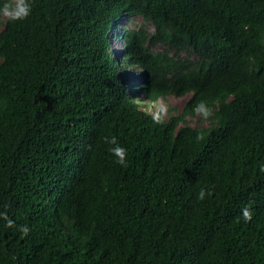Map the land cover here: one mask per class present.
Masks as SVG:
<instances>
[{"label":"trees","instance_id":"16d2710c","mask_svg":"<svg viewBox=\"0 0 264 264\" xmlns=\"http://www.w3.org/2000/svg\"><path fill=\"white\" fill-rule=\"evenodd\" d=\"M30 3L0 28V264H264V0ZM124 15L151 28L115 54ZM133 65L145 98L189 92L180 111L154 123Z\"/></svg>","mask_w":264,"mask_h":264},{"label":"clouds","instance_id":"9594fccd","mask_svg":"<svg viewBox=\"0 0 264 264\" xmlns=\"http://www.w3.org/2000/svg\"><path fill=\"white\" fill-rule=\"evenodd\" d=\"M31 10H32V4L30 3V0H0V17H3L7 21L15 22V21H19V20H24L31 14ZM122 29H124V28H121L119 30V32H118L119 35L117 34L119 37V47L111 45L112 50H114L113 47L116 48V50H114L116 54L123 47V37L121 34ZM133 66H136V65H133ZM136 67H138V66H136ZM137 70H139V67ZM136 71H135V73H136ZM138 76L139 75L137 73L134 74L132 77L133 78L132 80H136L138 78ZM129 80H130V84H129L130 93L132 94V98L138 103V105H139V101H138V99H136V97L138 98L140 96L141 98L149 99V98L143 97L140 94H137L132 88L136 84V82L134 85H132L131 78ZM133 94H134V96H133ZM164 111H165V109L163 107H161L159 109V111L152 113V120L154 123H157V124L163 123L162 114ZM193 111L205 119H207L209 116L212 115V110L203 101L197 103L194 106ZM203 138H204L203 133L197 134L196 139L198 141L203 139ZM105 143L112 145V147L109 148V152L115 158L114 162L121 165V166L127 167V151L124 147L119 145L117 138L115 136L105 137ZM261 171H264V165L261 166ZM206 195L211 196L212 191L209 189L201 188L197 194V199L203 200V199H205ZM252 216H253V210H252V204L250 202L248 205L244 206L241 209V217L238 218V222H239L240 218H242L244 220V222H246V223L250 222L252 220ZM0 218H2L4 221H6V227L11 228L14 226V221L9 219L5 212H0ZM20 232L22 235H27V233L29 232L28 226L27 225L20 226Z\"/></svg>","mask_w":264,"mask_h":264},{"label":"rangeland","instance_id":"374dc122","mask_svg":"<svg viewBox=\"0 0 264 264\" xmlns=\"http://www.w3.org/2000/svg\"><path fill=\"white\" fill-rule=\"evenodd\" d=\"M4 18L0 17V28L3 26ZM143 23L147 28H151L150 22H145L142 20L140 15H124L118 19L117 24L111 25L110 30L108 31V35L110 37V43L113 46L119 47V37L115 36L113 33H118L121 28H127V27H135L140 23ZM148 46L152 49H160L162 48L160 44H150L148 43ZM114 50H116L115 47H113ZM116 54V53H115ZM113 54V55H115ZM181 54L188 55V57H195L194 54H187L185 52H181ZM138 69L136 66H129L127 68H121L119 71H123L124 74H127L129 79L131 78L132 85L135 84V80H132L133 75L136 74L135 71ZM137 76V75H136ZM135 77V76H134ZM189 92L176 95V94H163V95H155L154 97H151L150 99H144L140 96L136 99L139 101V106L144 109L145 111H148L150 113H154L159 111L161 107L165 109L162 116L167 117L169 112L168 109H170V113H177L182 108L184 102L189 97ZM134 96V94H133ZM186 122L190 125H197L199 122L201 124L207 125L208 121L206 119H202L198 114L195 112L192 115L186 116Z\"/></svg>","mask_w":264,"mask_h":264}]
</instances>
